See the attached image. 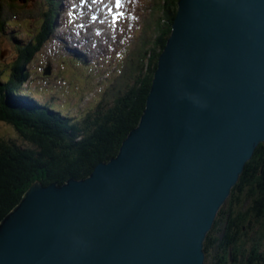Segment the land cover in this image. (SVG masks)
I'll list each match as a JSON object with an SVG mask.
<instances>
[{
  "label": "water",
  "instance_id": "1",
  "mask_svg": "<svg viewBox=\"0 0 264 264\" xmlns=\"http://www.w3.org/2000/svg\"><path fill=\"white\" fill-rule=\"evenodd\" d=\"M264 142V0H179L140 123L81 180L37 181L0 264H207L219 208Z\"/></svg>",
  "mask_w": 264,
  "mask_h": 264
},
{
  "label": "trees",
  "instance_id": "2",
  "mask_svg": "<svg viewBox=\"0 0 264 264\" xmlns=\"http://www.w3.org/2000/svg\"><path fill=\"white\" fill-rule=\"evenodd\" d=\"M158 1L151 7V14H158V23L154 17L146 21L147 26L154 25L153 39L142 36L138 48L131 52L132 64L122 62V77L115 80L118 85L111 86L110 79L111 87L76 116L52 100L39 99L41 89L23 87L33 84L30 64L53 36L54 17L62 5L44 0H0L1 36L17 27L10 17L13 12L19 16L14 19L20 27L26 15L39 11L43 16L42 25L29 38L13 36L17 46L12 61L0 69V121L13 126L20 137L0 135V223L35 182L64 184L70 178H86L99 163L119 153L144 114L179 11V0ZM74 60L87 70L91 68L85 57ZM214 225L206 239L208 264H264V142L248 161Z\"/></svg>",
  "mask_w": 264,
  "mask_h": 264
},
{
  "label": "rangeland",
  "instance_id": "3",
  "mask_svg": "<svg viewBox=\"0 0 264 264\" xmlns=\"http://www.w3.org/2000/svg\"><path fill=\"white\" fill-rule=\"evenodd\" d=\"M74 1L65 2L64 10L67 8L68 11L61 15L60 20L56 18V25L60 23L62 25L55 31L52 39L46 41L39 54L31 62V81L33 84H30L29 87L36 90L41 89L39 99L43 101L52 100L58 107H62L66 112L77 116L95 101L94 98L102 95L107 87L118 85L115 80L122 77V62L125 61L127 66L132 64L131 52L140 44H137V41H141L142 36L153 39L156 34L154 25L149 23L147 26L146 21L149 17H154L157 20L154 22L158 23L159 18L156 17L158 14L153 12L152 15L151 12L152 8L156 7L160 1L119 0L117 3V0L111 2L110 0H100L103 3L106 1L105 5H102V2H91L88 5L89 16H83L79 20L82 22L79 32L85 30L90 23L92 25L91 30L85 32L83 37L75 29L74 38L76 40L73 41L69 39L70 36L66 37L64 34L67 33L65 22L73 21L74 16V12L67 5L73 4ZM82 3L86 4V0H83ZM109 3L116 7L115 12ZM34 15H26L22 27L18 25V20L14 19L13 24L17 27L11 28L10 32L4 36L0 35V69L12 61L10 58L15 53L17 46L16 42L12 40L13 36L18 34L17 39L29 38L36 31V27L42 25L43 16L40 12L38 11ZM96 16L99 18L97 19ZM10 17L19 18L18 15L14 16V12L11 13ZM106 31L110 33L109 39L104 35ZM59 33L61 39L67 42L66 47L59 42L60 40L57 41L55 36ZM77 41L84 44L87 42L92 46H87L91 50L92 58V67L89 70L84 69L71 58L73 54L70 48L82 46H75ZM94 56L95 60H93ZM46 68H49L51 73L45 74ZM110 79L113 80L111 86L109 84L111 83ZM0 135L20 138L16 129L4 121H0ZM19 141L21 142V139Z\"/></svg>",
  "mask_w": 264,
  "mask_h": 264
},
{
  "label": "bare ground",
  "instance_id": "4",
  "mask_svg": "<svg viewBox=\"0 0 264 264\" xmlns=\"http://www.w3.org/2000/svg\"><path fill=\"white\" fill-rule=\"evenodd\" d=\"M111 1H112V0H110V2H111ZM109 5H110V3H109ZM110 6H113V9H112V10L115 12L114 9H115L116 7H115L114 5H110ZM60 8L62 9L61 12H60V14L63 15L64 12H65V10H64V6L62 5ZM111 8H112V7H111ZM109 19H110V18L108 17V20H109ZM70 37H71V38H69V39H71V40H73V41L76 40V38H74V33L71 34ZM81 41H82V40H81ZM110 41H111V40H110ZM78 45L85 46V44H84L83 42H80V41H77V45H75V46H78ZM147 103H148V101H147ZM146 107H147V106H146ZM60 108H62V107H60ZM119 152H120V151H119ZM118 154H119V153H118ZM118 154H117V155H118ZM117 155H116V156H117ZM116 156H115V157H116ZM113 158H114V157H113ZM109 161H110V160H109ZM109 161H103V162H109ZM246 165H247V164H246ZM94 170H95V169H94ZM244 171H245V170H244ZM244 171H243V172H244ZM92 173H93V172H92ZM242 174H243V173H242ZM89 176H90V175H89ZM89 176H88V177H89ZM241 176H242V175H241ZM86 178H87V177H86ZM73 179L81 180V179H77V178H73ZM82 179H85V178H82ZM67 182H68V181H66V183H67ZM238 182H239V181H238ZM52 183H53V182H52ZM52 183H50V184H52ZM50 184L45 185V184L42 183L43 186H49ZM33 185H34V184H33ZM33 185H32V186H33ZM235 186H236V185H235ZM27 191H28V190H27ZM27 191H26V192H27ZM26 192L24 193V195L26 194ZM24 195H23V197H24ZM23 197H22V199H23ZM229 197H230V196H229ZM229 197H228V198H229ZM228 198H226V199L224 200V202L222 203V205L220 206V208H219V212H220L221 208L223 207V205L226 203V201H227ZM22 199H21V201H22ZM21 201H20V202H21ZM219 212H218V214H219ZM7 215H8V214H7ZM217 216H218V215H217ZM217 216H216V219H217ZM216 219H215V220H216ZM215 222H216V221H214V224H215ZM214 224H213V226H214ZM212 228H213V227H212ZM211 230H212V229H211ZM211 230H210V231H211ZM210 231H209V232H210ZM208 234H209V233H208ZM207 236H208V235H207ZM205 246H206V240H205ZM204 249H205V247H204ZM205 252H206V249H205ZM206 255H207V253H206ZM206 262H207V260H206ZM207 263H208V262H207Z\"/></svg>",
  "mask_w": 264,
  "mask_h": 264
},
{
  "label": "clouds",
  "instance_id": "5",
  "mask_svg": "<svg viewBox=\"0 0 264 264\" xmlns=\"http://www.w3.org/2000/svg\"><path fill=\"white\" fill-rule=\"evenodd\" d=\"M31 187H32V186H31ZM31 187H29V189H30ZM29 189H28V190H29ZM207 237H208V236H207ZM206 239H207V238H206ZM206 260H207V255H206ZM207 264H208V263H207Z\"/></svg>",
  "mask_w": 264,
  "mask_h": 264
},
{
  "label": "snow or ice",
  "instance_id": "6",
  "mask_svg": "<svg viewBox=\"0 0 264 264\" xmlns=\"http://www.w3.org/2000/svg\"><path fill=\"white\" fill-rule=\"evenodd\" d=\"M117 3H119V0H117Z\"/></svg>",
  "mask_w": 264,
  "mask_h": 264
}]
</instances>
